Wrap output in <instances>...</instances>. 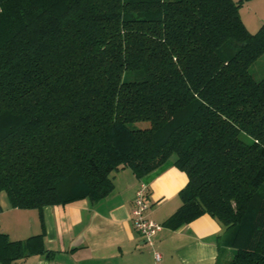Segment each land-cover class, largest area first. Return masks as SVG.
Wrapping results in <instances>:
<instances>
[{
	"label": "trees",
	"instance_id": "1",
	"mask_svg": "<svg viewBox=\"0 0 264 264\" xmlns=\"http://www.w3.org/2000/svg\"><path fill=\"white\" fill-rule=\"evenodd\" d=\"M241 0H0V193L41 232L0 233V264L51 260L41 211L113 191L172 160L187 177L161 227L202 215L227 264H264V22ZM137 123L148 126L138 128Z\"/></svg>",
	"mask_w": 264,
	"mask_h": 264
},
{
	"label": "crops",
	"instance_id": "2",
	"mask_svg": "<svg viewBox=\"0 0 264 264\" xmlns=\"http://www.w3.org/2000/svg\"><path fill=\"white\" fill-rule=\"evenodd\" d=\"M239 15L246 30L256 33L264 22V0H241ZM111 180L113 191L96 204L81 200L43 208L44 245L54 255L51 260L32 256L15 264H227L231 260L232 250L218 246L223 229L209 215L175 231L161 228L151 245L133 230L131 211L140 183L148 187L147 216L156 224L180 207L178 193L187 177L172 160L142 179L123 168L113 172ZM40 232L36 210L11 209L6 196L0 198V233L21 241ZM154 253L160 256L156 263Z\"/></svg>",
	"mask_w": 264,
	"mask_h": 264
},
{
	"label": "built area",
	"instance_id": "3",
	"mask_svg": "<svg viewBox=\"0 0 264 264\" xmlns=\"http://www.w3.org/2000/svg\"><path fill=\"white\" fill-rule=\"evenodd\" d=\"M149 190L147 185L140 183L133 199V207L131 211V224L135 232H137L146 243L152 244L153 238L161 230V225L150 220L147 213L150 209L148 201ZM160 260V256L154 253L155 263Z\"/></svg>",
	"mask_w": 264,
	"mask_h": 264
},
{
	"label": "rangeland",
	"instance_id": "4",
	"mask_svg": "<svg viewBox=\"0 0 264 264\" xmlns=\"http://www.w3.org/2000/svg\"><path fill=\"white\" fill-rule=\"evenodd\" d=\"M249 72L252 74L253 78L256 81H260L264 78V54L261 55L249 68ZM138 128H143L148 126L147 123H137L135 124ZM174 159V156L171 158V160ZM5 197V193L0 194V198Z\"/></svg>",
	"mask_w": 264,
	"mask_h": 264
}]
</instances>
